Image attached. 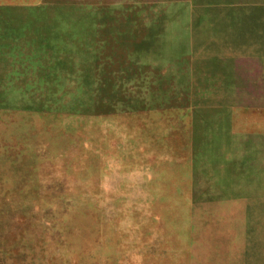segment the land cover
Returning <instances> with one entry per match:
<instances>
[{"label":"rangeland","instance_id":"rangeland-1","mask_svg":"<svg viewBox=\"0 0 264 264\" xmlns=\"http://www.w3.org/2000/svg\"><path fill=\"white\" fill-rule=\"evenodd\" d=\"M0 264H264V0H0Z\"/></svg>","mask_w":264,"mask_h":264}]
</instances>
